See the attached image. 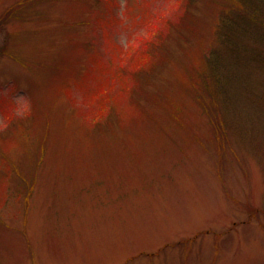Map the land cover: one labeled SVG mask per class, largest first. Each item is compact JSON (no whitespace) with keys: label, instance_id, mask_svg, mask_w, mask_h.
Instances as JSON below:
<instances>
[{"label":"rangeland","instance_id":"374dc122","mask_svg":"<svg viewBox=\"0 0 264 264\" xmlns=\"http://www.w3.org/2000/svg\"><path fill=\"white\" fill-rule=\"evenodd\" d=\"M245 11L264 0H0V264H264Z\"/></svg>","mask_w":264,"mask_h":264},{"label":"trees","instance_id":"16d2710c","mask_svg":"<svg viewBox=\"0 0 264 264\" xmlns=\"http://www.w3.org/2000/svg\"><path fill=\"white\" fill-rule=\"evenodd\" d=\"M246 1V0H243ZM251 1V0H249ZM233 12L229 13V16H233L232 14ZM239 13V12H238ZM242 16H245V18L249 19V24L250 26L254 29L255 32H252L253 35L256 36V38L254 39V41H256L257 45H261L264 47V13H261L259 15L255 14V13H250L249 16L248 11H245L244 13H241ZM246 19V20H247ZM235 22V21H233ZM227 26L230 27V23H227ZM225 34V33H224ZM224 44H228L229 42L227 40H222ZM222 41H219L220 43ZM236 47H240L239 45ZM234 49V48H233ZM262 50V49H259ZM236 53H238L236 51ZM228 53H223L222 55H227ZM234 54V52H233ZM240 54V53H238ZM260 56V67L264 66V54L263 51H260L258 53ZM207 59L209 60V63H206V66L204 64V66H200L202 68V70H198L199 76H201L200 81H197L196 84V91H197V97L199 99V102L201 103V105L203 106V108L205 110H207L209 113L210 111L213 113V116L215 117V111H217V114H220L221 112V103H222V98H221V94L225 96L226 93V86L225 85H221L222 80L219 78V76L216 74V68L218 66V60L214 57V53L209 52L208 56H206ZM233 60H236L237 57L234 56L232 57ZM235 65V63H234ZM124 86V83H123ZM212 103V107L213 109L209 108V106L211 107ZM217 118V117H215ZM219 127H222V125H219Z\"/></svg>","mask_w":264,"mask_h":264}]
</instances>
